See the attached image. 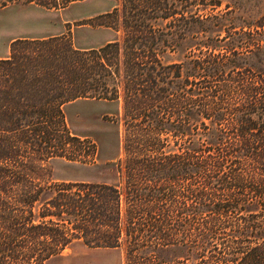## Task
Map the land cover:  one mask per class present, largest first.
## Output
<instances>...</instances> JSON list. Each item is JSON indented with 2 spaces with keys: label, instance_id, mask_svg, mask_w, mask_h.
Returning a JSON list of instances; mask_svg holds the SVG:
<instances>
[{
  "label": "trees",
  "instance_id": "1",
  "mask_svg": "<svg viewBox=\"0 0 264 264\" xmlns=\"http://www.w3.org/2000/svg\"><path fill=\"white\" fill-rule=\"evenodd\" d=\"M114 1L97 20L120 41L18 39L0 58V264H45L74 242H123L126 264H264V67L251 65L264 25L202 14L204 0ZM76 100L121 102L122 189L51 180L50 161L96 155L65 119Z\"/></svg>",
  "mask_w": 264,
  "mask_h": 264
},
{
  "label": "rangeland",
  "instance_id": "2",
  "mask_svg": "<svg viewBox=\"0 0 264 264\" xmlns=\"http://www.w3.org/2000/svg\"><path fill=\"white\" fill-rule=\"evenodd\" d=\"M204 1L207 6L202 9V14L230 11L232 25L236 28L264 25V0ZM116 6L114 0H84L71 3L64 9L46 10L33 4L0 0V58L7 56L9 44L18 39L66 35L78 50L98 48L115 39L120 41V29L114 33L100 27L101 20H97ZM180 60L178 51L162 57L166 63ZM252 63L255 68L264 67V62ZM63 111L71 132L92 141L96 146V155L93 163L64 159L50 161L46 169L51 180L118 184L122 189L125 158L121 102L76 100L64 106ZM125 252L123 242L116 249H88L80 242H74L45 264H126ZM169 257L172 259L170 264H189L180 253Z\"/></svg>",
  "mask_w": 264,
  "mask_h": 264
},
{
  "label": "crops",
  "instance_id": "3",
  "mask_svg": "<svg viewBox=\"0 0 264 264\" xmlns=\"http://www.w3.org/2000/svg\"><path fill=\"white\" fill-rule=\"evenodd\" d=\"M2 58H5V57H2Z\"/></svg>",
  "mask_w": 264,
  "mask_h": 264
}]
</instances>
